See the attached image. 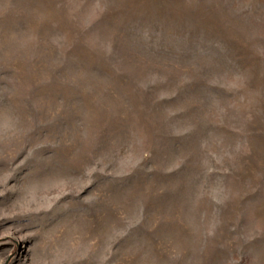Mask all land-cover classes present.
Listing matches in <instances>:
<instances>
[{
	"label": "rangeland",
	"instance_id": "rangeland-1",
	"mask_svg": "<svg viewBox=\"0 0 264 264\" xmlns=\"http://www.w3.org/2000/svg\"><path fill=\"white\" fill-rule=\"evenodd\" d=\"M0 264H264V0H0Z\"/></svg>",
	"mask_w": 264,
	"mask_h": 264
},
{
	"label": "bare ground",
	"instance_id": "bare-ground-1",
	"mask_svg": "<svg viewBox=\"0 0 264 264\" xmlns=\"http://www.w3.org/2000/svg\"><path fill=\"white\" fill-rule=\"evenodd\" d=\"M25 93V92H24ZM53 119V118H52ZM53 123V122H52ZM52 164V163H51ZM49 169V168H48Z\"/></svg>",
	"mask_w": 264,
	"mask_h": 264
}]
</instances>
